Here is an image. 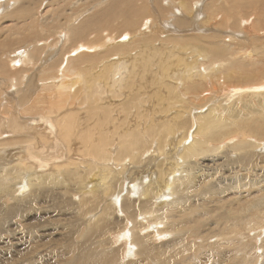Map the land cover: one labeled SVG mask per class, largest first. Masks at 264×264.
I'll return each mask as SVG.
<instances>
[{
  "label": "bare ground",
  "instance_id": "obj_1",
  "mask_svg": "<svg viewBox=\"0 0 264 264\" xmlns=\"http://www.w3.org/2000/svg\"><path fill=\"white\" fill-rule=\"evenodd\" d=\"M16 1L9 15L31 22L6 26L23 33L14 70L0 60V78L12 75L16 91L13 103L0 102V264H42L51 253L36 238L48 227L63 235L65 264H175L185 255L194 264L204 250L231 264L221 254L228 245L245 264L250 254L264 264V237L258 247L237 237L244 213L247 233H264V29L245 28L250 55L215 35L174 43L137 0H99L79 25L57 8L71 0L51 1L40 24L33 0ZM187 3L178 2L185 13ZM206 4L205 18L221 9L220 0ZM32 34L62 44L29 45ZM56 50L27 81L15 70ZM222 76L227 88L214 84ZM244 179L251 188L239 208L205 207Z\"/></svg>",
  "mask_w": 264,
  "mask_h": 264
},
{
  "label": "rangeland",
  "instance_id": "obj_2",
  "mask_svg": "<svg viewBox=\"0 0 264 264\" xmlns=\"http://www.w3.org/2000/svg\"><path fill=\"white\" fill-rule=\"evenodd\" d=\"M33 1H34L32 3L33 7L31 9H33L32 12H34V14H35V20L38 22V24H40L42 22V20L46 17L43 15V13L44 14L46 13V15H49L48 12L49 11L51 12L52 8H53L52 9V11H53L55 8L54 6H51V8H50V6L47 7V5L51 4V1L54 2V1H60V0H54V1L53 0H33ZM61 1H64V0H61ZM71 1H72V3H71ZM71 1L66 2L64 4L65 6L61 5V6H58L57 8H59L60 10L63 11L61 13L62 18H64V16H65V18L66 17L68 18V16L73 17L72 19L77 18V20L75 22H77L76 24H78V25L87 16H89V15L92 16L93 15L92 13H95L98 10H101L103 8V5H104V4H102L101 6H97L99 0H71ZM106 1L107 0H103V2H106ZM209 1H212V0H205V1L204 0H181V1L180 0H139V1L137 0V3H139V4L144 3L145 6L147 5L149 10L146 14L150 17L147 19L150 20L153 17L152 18L153 22H154L153 25L159 24L162 27V28L160 27L161 29L158 28V30H157V27L154 26L155 29H153V31H155V33L161 32L163 36H165L167 34V36L169 38L171 37V40L174 43H180V42L185 43L187 40H191V39H193V40H196V39H200V40L202 39L203 40L205 38L209 39L210 37L215 35V37H218L222 41L228 42V45H231L235 51L241 50V51H245L246 53L251 55V53H249L248 49L244 46V43H248V39H249L248 34H245V32H246L245 28L251 27L252 23H256L255 29H261V30L264 29V20L258 22V20L256 19L257 15H258L257 12H259V11L264 12V10H263L264 5L261 4V7H260V5H258L256 7V9H253V8L251 9L252 5L248 4L249 0H241V2L243 4H245V7H242L241 9H239V7L236 6V9L234 11L233 10L234 0H220L221 4L217 7V9L219 7L221 9L218 12H216V14L213 18L210 16H209V18H207V17L205 18L204 13L208 9H205L204 7H206L205 5H207L206 3ZM5 2H7V3H5ZM178 2L180 4H181V2L182 3H184V2L189 3L190 2V5L192 6V7L191 6L190 7L192 9H189V7H188V9L184 8V10L185 9L187 10V13H185L186 11H183L180 9V7H179L180 5L178 4ZM17 5H18V1H16V0H0V24H1L0 25V60L2 63L6 64V66H8L11 70H14L12 68V64H13V62H17L15 58L18 56V52H21L24 49L23 45L21 46V44H23L22 40H20L23 38V35H22L23 33H20L18 35H10L6 29V26L7 25L10 26L9 29L13 30V28L15 27L13 25L16 22H17L18 26L28 25L31 22V21H26L25 23H21V21L19 19L17 21L15 19V17H13L12 15H9V13L11 14L16 10L15 8ZM62 6L65 7V9H63ZM47 9H48V12H47ZM238 9H239V11H238ZM224 13H228L231 15V17H230V20L232 19L231 23H229L223 17ZM74 15H76V16H74ZM5 16H7L8 18L2 19V17H5ZM136 17L137 18L134 17L135 18L134 21H136V19H138V18H139V20L142 18L139 16H136ZM154 18L156 21L154 20ZM237 18H238V20H240L239 23H237L238 22ZM179 19L181 21H179ZM62 21L63 20H61V22H59V24H61ZM1 22H5V23H1ZM13 22H15V23H13ZM136 22H138V20ZM49 27L51 30H53L55 25L51 24ZM116 31L118 32L119 29H116L114 32H116ZM259 34H260V36L264 35V32H259ZM57 37H58V35L57 36L54 35L52 37H49L48 39H38L36 37V35L32 34L30 36V39H28V42H29V45H31V43H33V41H35L37 39L40 41H44V42L48 43L49 45L52 44L53 47H57V49H59L60 45L62 44L61 40H63V37L62 36H59L58 38ZM173 38H175V39H173ZM260 38H261L262 43L264 45V37L261 36ZM168 39H166V40H168ZM250 41H251V39H250ZM252 44L254 45V47L259 46V43L256 41H253ZM204 45H206V44H204ZM247 46H250V45L247 44ZM46 49H47V47H46ZM72 49H73L72 47L69 48V50L63 55V57H62L64 59L62 61L63 65H66L65 62H66V60L69 59L68 57L70 56ZM58 51L59 50H56V52L53 56L46 57L48 59V61L46 63H45V59H44L45 55L41 54L37 57V60H35V62L32 65L30 63V65L26 66V68L24 66V67H19L18 69H15V70L26 71V74L24 73L22 77H24L27 81L30 78H32L33 75L36 74V72H38L43 66L49 64L52 61V59H54V57L56 56ZM188 54H193L192 57L198 56V54L196 53L195 50H193V51L188 50L187 51V57H190V59H191L192 57ZM214 63H216V61H214ZM9 76L2 75L0 78V84H2V85H0V88H1L0 89V102H3L4 104L13 103L14 97H16L15 89L12 88L8 84L9 82L6 81V78H7V79H9L10 84H12V81H11L12 75H9ZM226 79L227 78L225 76H222L220 79V82L219 83L215 82L214 84L215 85H221L223 88H227L226 86L228 85V83L226 82ZM257 81L259 82V80H257ZM253 83H257V82H253ZM253 83H251V85ZM24 85L25 84H23V86L21 85V87L23 88ZM248 85H246V86L247 87H254V86H257L258 84L257 85L253 84V86H251V85L248 86ZM3 95H4V97H3ZM17 95L20 97V94H17ZM41 131L43 132V130H41ZM178 172H180V170H178ZM218 172H220V171H218ZM244 174L245 173L241 171V172H239V174H237V175L233 174V175L239 177V176L244 175ZM257 174H261V172L257 171ZM249 178H251L252 180L253 179L256 180L257 177L255 178L253 173H251ZM259 180L260 179H258L256 182H258ZM247 183H249L248 180H245V179L242 181L240 180L237 183V185H233V187H234L233 189H231L232 188L231 186L228 187L227 183L226 184L223 183L224 184L223 187L226 190H230V189L231 190L227 192V195H223L221 201L219 203H216V207H212V205H210L208 203L205 204L206 205L205 207L208 208L209 210L217 212V213H218L217 204H225V207L227 210L239 208L240 205L243 204L244 199H247L244 196L246 195V193H248V191L251 188L250 186H247ZM238 195H241L240 199L237 198ZM6 203L9 204L10 199H8L6 201ZM118 215L121 218L123 217L122 213H119ZM242 216L244 218L241 219L242 227L238 231V235H237L238 239H241L243 237L244 241H248L249 243H251V246L256 245L258 247L261 244V241L264 237V233H262V237H260V238L258 237L257 240H254L253 232L247 233V229H246L247 225L244 224V223L248 222L246 214L244 213V214H242ZM226 220H227V218H225L224 221H226ZM228 224H231V222L225 223V225H228ZM36 241L38 243H43L45 245V247L47 248V250L50 251V253H51V255L49 257H45L44 260H41L42 264H65L66 259L63 256L62 251H63V248L66 247V245L63 242V235L60 232V230L55 229L54 227H48L47 229H45V232L43 233V235H40L38 238H36ZM160 241H162V240H160ZM197 246H200V245H197ZM234 247H235V245H228V246L224 247V249L223 248L221 249V254L224 257V260L225 259L230 260L231 264H245L246 261H245V258L243 256H241V257L232 256V254H230V251ZM258 251H254L252 253H254V254L256 253L258 255L259 254ZM250 255H253V254H250ZM250 255L247 256V258H248L247 262L249 264H255L256 260H253ZM185 259H187L186 255L182 259H180L179 261L175 262V264H185L183 262V260H185ZM219 259L216 256V254L212 253L209 250L208 251L204 250L200 254H198L197 263L195 262L194 264H219L220 263ZM191 263H192V261L187 262L186 264H191ZM259 263H260V258H259Z\"/></svg>",
  "mask_w": 264,
  "mask_h": 264
}]
</instances>
